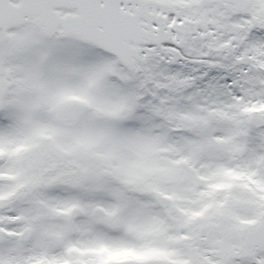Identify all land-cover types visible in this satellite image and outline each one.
<instances>
[{
	"label": "snow or ice",
	"instance_id": "1",
	"mask_svg": "<svg viewBox=\"0 0 264 264\" xmlns=\"http://www.w3.org/2000/svg\"><path fill=\"white\" fill-rule=\"evenodd\" d=\"M0 264H264V0H0Z\"/></svg>",
	"mask_w": 264,
	"mask_h": 264
}]
</instances>
